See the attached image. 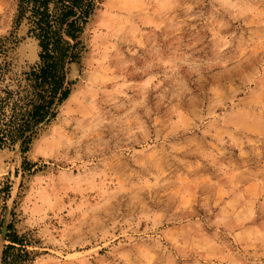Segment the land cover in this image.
I'll return each mask as SVG.
<instances>
[{
  "label": "rangeland",
  "instance_id": "374dc122",
  "mask_svg": "<svg viewBox=\"0 0 264 264\" xmlns=\"http://www.w3.org/2000/svg\"><path fill=\"white\" fill-rule=\"evenodd\" d=\"M83 40L57 116L0 149V264L10 222L27 264H264V0H97Z\"/></svg>",
  "mask_w": 264,
  "mask_h": 264
},
{
  "label": "trees",
  "instance_id": "16d2710c",
  "mask_svg": "<svg viewBox=\"0 0 264 264\" xmlns=\"http://www.w3.org/2000/svg\"><path fill=\"white\" fill-rule=\"evenodd\" d=\"M97 0H17L16 24L25 23L27 35L39 46L37 60L26 68L15 66L9 37H0V149L19 146L26 153L41 131L57 116L71 94L73 64L81 62L85 28ZM10 184L0 186L5 203ZM1 264H27L35 253L14 224L6 226ZM4 220L0 218V234Z\"/></svg>",
  "mask_w": 264,
  "mask_h": 264
}]
</instances>
